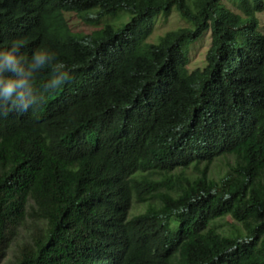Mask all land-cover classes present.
Wrapping results in <instances>:
<instances>
[{"label":"trees","instance_id":"obj_1","mask_svg":"<svg viewBox=\"0 0 264 264\" xmlns=\"http://www.w3.org/2000/svg\"><path fill=\"white\" fill-rule=\"evenodd\" d=\"M47 1L29 0L28 9ZM93 1L102 15L129 12L123 27L94 32L120 42L141 18L153 25L160 12L177 11L195 33L210 30L212 61L231 79L198 83L186 141L179 147L166 138L164 148L177 147V155L154 153L152 164L137 152L127 160L116 154L142 141L116 136L115 127L91 161L68 160L83 136L13 117L10 94L0 92V264H264V35L256 31L264 0ZM61 22L53 15L32 28L60 34ZM6 37L0 25V49L40 47L39 36ZM55 45L49 38L43 47ZM184 115L159 113L152 126L167 118L180 126Z\"/></svg>","mask_w":264,"mask_h":264},{"label":"clouds","instance_id":"obj_2","mask_svg":"<svg viewBox=\"0 0 264 264\" xmlns=\"http://www.w3.org/2000/svg\"><path fill=\"white\" fill-rule=\"evenodd\" d=\"M28 7L29 0H6L0 6L6 39L41 37L40 47L26 54L15 53L16 42L13 48L0 49V92L10 94L13 117L60 125L64 134L83 136L67 150L68 160L83 157L91 161L93 147L114 127L116 136L142 141L131 150L113 149L126 160L136 152L145 155L149 164L154 153L172 158L178 148H164L166 138L174 137L179 147L181 140L186 141L190 117L199 110L198 83L216 77L231 79L232 72L212 61L210 30L195 33V27L182 15L184 23L170 29L164 12L156 15L153 25L141 18L134 32L120 42L94 32L107 24L115 29L123 27L131 21L128 11L102 15L103 8L93 0H48L37 11ZM69 14L91 30L74 31ZM53 15L61 19L62 33L33 30V24ZM258 26L259 20L256 31L261 33ZM72 33L83 37L76 42ZM49 38L56 44L54 49L43 47L48 46ZM52 61L69 74L56 70ZM142 87L151 90L147 99L130 96L129 88ZM164 112L185 114L180 126L172 118L166 119V125L152 126L157 114ZM49 142L53 147L58 141ZM70 152L73 157H69Z\"/></svg>","mask_w":264,"mask_h":264},{"label":"rangeland","instance_id":"obj_3","mask_svg":"<svg viewBox=\"0 0 264 264\" xmlns=\"http://www.w3.org/2000/svg\"><path fill=\"white\" fill-rule=\"evenodd\" d=\"M219 1L222 4H225V5H232V1H234V0H219ZM179 15L180 14L177 11L165 15V17H166L165 25L167 27H169V29H170V28H176L178 25L183 24L184 20ZM257 17H258V20H259V26H258L259 30H260L261 33L264 34V10L259 12V13H257ZM67 18H68L69 26L74 31L89 32L91 30V27L87 26L86 24L81 22L80 19L76 15L69 14L67 16ZM206 43H207V41H206ZM227 220H229V217L225 216L222 221L224 223H226Z\"/></svg>","mask_w":264,"mask_h":264},{"label":"bare ground","instance_id":"obj_4","mask_svg":"<svg viewBox=\"0 0 264 264\" xmlns=\"http://www.w3.org/2000/svg\"><path fill=\"white\" fill-rule=\"evenodd\" d=\"M142 92L143 93L139 99H147L151 95V90L147 87H142Z\"/></svg>","mask_w":264,"mask_h":264}]
</instances>
